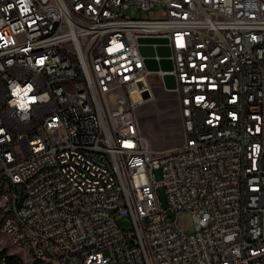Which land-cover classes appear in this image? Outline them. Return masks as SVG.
Listing matches in <instances>:
<instances>
[{"label": "built area", "instance_id": "2783aa9c", "mask_svg": "<svg viewBox=\"0 0 264 264\" xmlns=\"http://www.w3.org/2000/svg\"><path fill=\"white\" fill-rule=\"evenodd\" d=\"M150 74L179 146L139 132ZM0 198L43 264H264V0H0Z\"/></svg>", "mask_w": 264, "mask_h": 264}, {"label": "rangeland", "instance_id": "374dc122", "mask_svg": "<svg viewBox=\"0 0 264 264\" xmlns=\"http://www.w3.org/2000/svg\"><path fill=\"white\" fill-rule=\"evenodd\" d=\"M152 11L154 17H160L161 8L159 6H155ZM123 13L134 17H147L146 11L139 10L134 5L129 6ZM149 81L153 95L148 100L134 106V116L137 120L139 132L147 140L151 150L179 146L183 143L184 132L179 111L178 95L176 91L166 88L161 78L156 74H150ZM152 173L156 180L161 179V170L159 168L153 169ZM157 197L160 205L169 214L167 195L162 185L157 186ZM1 203L2 198H0V205ZM113 218L121 233L129 240V233L132 232V223L128 215L114 212ZM177 224L185 233L192 232L194 230L192 213L187 210L181 211ZM1 249L5 250L6 254L18 256L23 264H30L33 260L28 249L13 245L0 231Z\"/></svg>", "mask_w": 264, "mask_h": 264}, {"label": "trees", "instance_id": "16d2710c", "mask_svg": "<svg viewBox=\"0 0 264 264\" xmlns=\"http://www.w3.org/2000/svg\"><path fill=\"white\" fill-rule=\"evenodd\" d=\"M1 256L5 257V263L6 264H23L21 262V259L18 258V256L14 255V254H6L5 250H3V249L0 250V257ZM30 256L33 259L30 264H43L42 261L37 256H35L34 254L30 253Z\"/></svg>", "mask_w": 264, "mask_h": 264}, {"label": "water", "instance_id": "95a60500", "mask_svg": "<svg viewBox=\"0 0 264 264\" xmlns=\"http://www.w3.org/2000/svg\"><path fill=\"white\" fill-rule=\"evenodd\" d=\"M164 79L167 86L172 87L174 85L171 76L164 75Z\"/></svg>", "mask_w": 264, "mask_h": 264}, {"label": "bare ground", "instance_id": "6f19581e", "mask_svg": "<svg viewBox=\"0 0 264 264\" xmlns=\"http://www.w3.org/2000/svg\"><path fill=\"white\" fill-rule=\"evenodd\" d=\"M152 95H153V93L151 92V94H150L149 98H150ZM149 98H148V99H149ZM148 99H146V100H148ZM146 100H144V101H146Z\"/></svg>", "mask_w": 264, "mask_h": 264}]
</instances>
